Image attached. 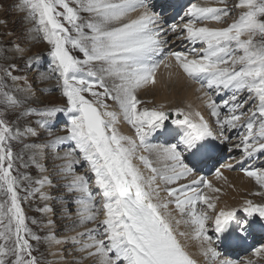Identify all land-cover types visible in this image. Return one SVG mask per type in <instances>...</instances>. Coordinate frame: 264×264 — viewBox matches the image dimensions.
Instances as JSON below:
<instances>
[{
    "label": "snow or ice",
    "instance_id": "obj_1",
    "mask_svg": "<svg viewBox=\"0 0 264 264\" xmlns=\"http://www.w3.org/2000/svg\"><path fill=\"white\" fill-rule=\"evenodd\" d=\"M235 7L241 9L237 19L224 27H208L198 26V21L219 22L231 10L193 3L185 13L188 19L182 28L173 25L171 29H165L150 0H22V8L27 10L28 17L38 22L35 31L42 33L43 39L51 45L53 61L50 72L58 74L62 80L60 87L68 105L67 108L45 107L39 115L54 118L57 112L67 111L70 118L68 135L57 136L39 147L56 146L64 140L75 141L76 149L90 166L98 188L94 194L89 186L91 177L75 173L73 166L80 163L79 159L67 162L63 171L72 173L68 191L81 193L74 201L80 205V223L96 221L101 211L104 215L100 221L102 231L97 228L78 234L88 235V241L82 242L77 237L57 239L50 234L47 237L50 242L81 244L77 251L97 257V264H197L180 239L187 237L188 233L176 230V225L182 221L176 218L170 205H175L181 217H187L183 223L192 226L205 254L210 253L214 260L220 257V253L212 247L209 221L213 224L212 231L217 234L231 230L243 237L254 223L250 217L258 215L264 218V204L256 205L251 200L246 201L243 208L247 213L245 217L237 216L235 208H221L214 216L200 210L197 206L202 203L215 211L218 197L208 195L198 185L204 184L213 193L221 190L204 177L187 183L178 182L194 176V169L185 160L187 156L196 158L207 149L209 138L216 135L213 128L199 112L194 114L199 119L194 120L192 113L175 108L176 115L183 118L172 123L186 126L187 130L175 144L151 145L148 137L164 127L169 112L163 105L158 108L141 107L144 102L137 95L138 90L156 84V73L161 64H165V60L156 58L157 54L163 52V46L168 43V31L176 32L179 28L181 33L187 34L189 41L202 43L205 47H193L191 56L188 51L170 52L166 59L174 58L187 77L201 81V89L206 87L217 92L229 88L234 90L231 101H223L225 107L231 103V114L226 116L221 115L222 105L212 100L207 92L204 94L221 130L225 126L237 127L246 115L242 110L237 114L242 105L236 102L235 93L247 90L250 99L254 94L259 103L243 122L247 134L243 137L242 146L246 156L264 154V0H238ZM81 13L91 16L85 19ZM132 13L137 14L133 16ZM14 48L21 54L25 51L19 45H14ZM72 49L78 50L84 58L73 55ZM236 51L242 54L235 55ZM2 56L3 49L0 48ZM29 59L32 60L31 57ZM35 62H39L38 55ZM94 64L99 67H93ZM85 66H88L86 71ZM14 67L15 64H9L0 71L5 76H12L10 69ZM27 67L31 68L33 64L28 63ZM165 67L172 68L173 65L167 63ZM12 78L20 79L18 76ZM107 78L113 79L111 86ZM86 94H91L94 99H89ZM3 95L12 107L22 103L6 91ZM108 98L118 103L123 119L135 130V137L119 131L120 116L109 110ZM257 119L260 120L258 133L254 132ZM38 123L47 129L48 135H52L49 119ZM25 134L38 135L32 127H26L23 132L19 128L14 129L0 113V192L7 197L0 200V227H3L0 239L4 241L0 244V264H41L40 258L33 254L32 241L39 242L43 238L28 227L22 206V199H27L28 195L21 197L18 177L13 175L16 154L11 142ZM141 150L155 153L163 161L161 167L154 166ZM74 152L75 149L65 155L74 156ZM137 159L150 174L145 175L134 162ZM245 172L264 186V169H245ZM216 176L220 177L222 173L217 170ZM161 181L167 187L162 189ZM36 183L39 187L34 192L40 193L44 200L52 199L41 191L45 184H51V180L44 177ZM162 191L167 199L161 197ZM39 210L45 213L53 211L47 204ZM54 223L48 220L49 225ZM93 232H98V235H93ZM255 254H264V247L257 248ZM219 264L239 262L225 258L219 259Z\"/></svg>",
    "mask_w": 264,
    "mask_h": 264
},
{
    "label": "rangeland",
    "instance_id": "obj_2",
    "mask_svg": "<svg viewBox=\"0 0 264 264\" xmlns=\"http://www.w3.org/2000/svg\"><path fill=\"white\" fill-rule=\"evenodd\" d=\"M201 6H211L213 4H218L215 7L224 8L228 7L231 11L229 15L225 17L222 21H210L206 24L208 27H224L227 26L228 23H231L233 20L237 19L241 9L235 7L238 0H202ZM210 4V5H209ZM75 6V5H73ZM153 6V10L155 9V5ZM213 7V6H212ZM173 8V9H172ZM170 11H174L175 8L172 6ZM168 11V12H170ZM81 15L87 19L90 15L89 13H81ZM159 15V14H158ZM171 15V12L168 13ZM162 26L166 29L167 22L164 19ZM202 25V21H198V26ZM67 26V25H66ZM38 27V22L34 19L28 17L27 10L22 8V0H0V48L3 49V56L0 57V68L7 67L9 64H15L16 67L11 68L10 71L12 76H18L20 79L14 80L12 76H5L3 71H0V113H3L4 118L8 120L10 125L15 129L19 128L21 132L24 131L26 127L35 128L38 135L31 136L25 134L19 140L12 141L13 151L16 154L15 166L13 170V175L18 177V191L20 192L21 197L23 198L25 195H28L27 199H22V206L25 209V214L27 216L28 227L32 229V231L41 236L43 239L39 242L32 241L33 244V254L36 255L41 260V264H63L64 262L70 261L68 264H97V257H89L86 252H79L77 249L81 247V244H62L61 247H64V256H57L53 253L55 243L50 242L47 237L50 234H54L57 239H62L64 237H79L82 242L88 241V235L78 236L81 229H84L90 225H100L101 215L103 212L101 211L97 217L96 221L93 222H85L80 223V217L78 214V210L80 205L75 203V199L78 198L81 193L78 191L69 192L67 188L68 181L72 178V173H67L63 171V168L67 164V160L69 156L65 154L68 152H72L75 149L74 156L78 159L80 156V165H75L74 171L78 175H87L91 177L89 181V186L93 190L95 194L98 191V188L94 184V174L90 172V170L85 173V170L88 169L87 162L82 159V153L76 149V145L74 146L72 140H64L60 142L56 146L49 145L45 148H40L39 146L47 144L49 141L54 140L57 136H66L68 135V129L70 127V118L67 111L57 112L54 118H42L39 113L45 107H61L67 108V99L63 95L62 80L58 78V74L50 72V67L52 66L53 58L50 55L51 45H49L44 39L43 35L40 32L35 31ZM171 29V28H169ZM88 30H86L87 32ZM170 31V30H169ZM179 29L176 32H172L174 35L177 34ZM170 34L168 33V36ZM258 39V38H257ZM14 45H19L21 48L25 49V51L21 54L18 53ZM167 44H165L166 46ZM50 46V47H49ZM73 55L77 56L80 59H83V54L78 50H71ZM173 52V50L163 52L157 54V59L165 60V64L171 63L173 65L172 68L165 67V64H161L157 73L160 74L161 87L162 92L169 94L172 92L180 93L187 92V90L191 91L190 96H197L202 102L204 107L206 108L208 115V122L210 126L213 128L215 132V141L214 144L216 147L224 146V151L226 153V158L232 159L233 156L227 153V148L230 145L226 136L217 139V135L221 136V131H217L215 120L216 118L212 116L211 109L208 107V97H206L205 90L200 88V83L193 81L176 65V61L174 58L166 59L168 57V53ZM240 51H236L235 55H241ZM39 56V62H35V57ZM32 58L30 60L29 58ZM28 63H32L33 67H27ZM88 66H85V71ZM93 67H99L98 64H94ZM178 74H183L185 82L180 84L177 88L176 80ZM49 77V78H45ZM114 82V81H113ZM113 82L107 80V83L111 86ZM157 86L151 87L150 85L144 87L143 89L138 90L137 95L141 100H143V104L141 107L148 108H158L161 105H164L166 102L173 101L174 105L171 108H178V98L177 96H172L170 100H162L160 103H156V99L153 98V95L157 93ZM150 88V90H149ZM153 88V89H152ZM155 88V89H154ZM30 89V91H29ZM98 91H103V89H97ZM228 91V89H226ZM229 90L233 89L229 88ZM6 91L9 95L15 96L22 103L19 106L12 107L7 102V97L3 95V92ZM153 92V95H151ZM244 94L240 97V101L247 95L244 91H238L237 93ZM89 99H94L91 94H86ZM253 95V94H251ZM230 95L228 99L230 100ZM186 97L183 98V101ZM248 97V100H252ZM109 105V109L113 107V105L118 104L113 101L111 98L106 100ZM186 102V101H185ZM254 100V106H257L258 103ZM187 104H190V101L187 99ZM167 110H171L170 107ZM31 109V111H26ZM173 109V110H174ZM166 111V110H165ZM123 118V117H122ZM42 119H49V125L52 129V135H48V131L46 128H42L39 126V121ZM59 120H63L58 124ZM66 120V121H64ZM124 120V119H123ZM127 125L126 120H124ZM58 124V125H56ZM57 126V127H56ZM128 126V125H127ZM129 127V126H128ZM131 133L135 136V133L131 131ZM159 132H155L153 134L154 137L158 135ZM212 138H209V142H211ZM150 144V143H149ZM154 144V143H153ZM151 144V145H153ZM155 145V144H154ZM146 156L152 160L154 166L156 162L159 160L152 156L151 152H145ZM259 153H255L251 156L250 161H253V164L257 162V157ZM229 165L232 167H221L219 171L222 173V176L217 177L216 181H212V185L215 188H220V193H225L222 190L221 185H223V180L226 175L232 176L237 174H242L241 176H247L245 171H241V167L244 164H240V166H236L235 164ZM141 165L144 167L143 163ZM43 168V170H41ZM145 168V167H144ZM216 164L207 165L205 169H202L203 172L209 173L212 172L216 175ZM260 168V167H259ZM264 169V165L262 168ZM249 170V168H248ZM27 177L28 179H25ZM44 177H48L51 180V184H45L41 191L48 196L52 197V199L44 200L41 198L40 193H35L34 189L39 187L36 183L37 180H40ZM67 177V179H64ZM251 180L255 178L250 177ZM225 182V180H224ZM178 183H185L184 180L179 181ZM219 187H218V186ZM200 187V186H199ZM264 188V186H263ZM257 193L248 195L249 200L253 202V204L258 205L259 203H264V190L261 191V188L256 187ZM208 195L213 196V192L210 189H206ZM225 195V194H224ZM99 196H96L97 200ZM7 197L0 192V200H5ZM50 206L53 211L51 212H41L39 209L43 208L45 205ZM200 205V210L207 209L202 203ZM246 206V205H245ZM243 207L237 208V216L239 213H242ZM210 216H214L217 214V211L207 210ZM51 219L55 221L53 225L48 224V220ZM35 221V222H33ZM211 224L209 229V235L211 228H213V224ZM102 227V225H101ZM0 231H3V227H0ZM93 235H98L97 233H92ZM250 236V235H249ZM254 236V235H253ZM253 240V238L251 237ZM264 240V238H262ZM223 240L219 241L220 245L225 244ZM4 243L2 239H0V244ZM255 246L262 247L264 242H253ZM212 246H215L217 242L215 239H212ZM217 250V248H215ZM220 253V251H218ZM241 256L247 255L245 251L240 250ZM255 253V252H253ZM63 257V259H62ZM255 257V254L253 258ZM93 258V263H90V259ZM230 259V256L221 255L215 260V263H219V259ZM250 258V259H253ZM231 260V259H230ZM249 261H245L244 263H248ZM264 264V254L254 258L252 260V264ZM243 264V263H242Z\"/></svg>",
    "mask_w": 264,
    "mask_h": 264
},
{
    "label": "bare ground",
    "instance_id": "obj_3",
    "mask_svg": "<svg viewBox=\"0 0 264 264\" xmlns=\"http://www.w3.org/2000/svg\"><path fill=\"white\" fill-rule=\"evenodd\" d=\"M170 12H171V15H174V11H170ZM170 12H168V13H170ZM136 14L137 13H132L133 16H135ZM89 15L91 16V14H89ZM163 21H164V19H162L161 22H163ZM86 30L87 29H85V31ZM107 80L113 82L112 78H107ZM156 80H157V82H156L155 85H150L151 87L157 86L156 89H157L158 92L155 93V95H153V92L151 94V95H153V98L156 99V101H157L156 103H160L162 100H170V99H172V96L176 97L177 94H179L180 96L178 98V101H179V104H178L179 107L178 108H183L185 112L192 113L194 120H198L199 119L198 117H196L194 115L195 113L199 112L204 117V119L208 122V115H207L208 113L206 111V108L203 105V102L197 96H190L191 95V91L187 90V92L186 91L183 92L182 95L180 93H175V92L166 94V93L162 92L163 89L161 87H159V85L161 84V80H160V74H158V73H156ZM193 81H196L197 83H201V81H199V80H193ZM184 82H185V79H184L183 74H178V77H177V80H176V84H175L177 86V88L179 87L180 84H182ZM142 89L144 90V88H142ZM149 90H150V88H149ZM235 95L238 96V97H242L244 94L239 92V93H237ZM184 97H186V99L183 102L181 100H183ZM187 99H188V101H190V104L186 103ZM230 100H231V97H230ZM239 101H240V98H239ZM173 105H174L173 101L166 102V103H164L163 108H164V110H167L169 108H166V107H170L171 108ZM171 109H174V108H171ZM109 110L116 111L118 113V115L120 116L119 123L117 124L118 125L117 127H118L119 131L122 134H124V135H129V136L135 137L131 133L130 128L125 124V122H124V120L122 118L123 117L122 112H121L118 104L113 105V107H111ZM209 125H210V123H209ZM214 126L216 127L217 131H219V132L221 131V129L219 128V125L216 124ZM236 128H238V126L235 127V129ZM185 129H186V127H185ZM155 145H157V144H155ZM157 146H159V145H157ZM141 152H143V150H141ZM151 153H152V156H154L155 158H158L155 153H153V152H151ZM144 155H146V154H144ZM73 158L77 159L75 156H69V158H68V160L66 162H68L69 160H71ZM134 162L138 166H140L141 170L144 171L145 175L150 174L148 169L145 166H144L145 167L144 168L141 165V163H142L141 161H139L137 159ZM250 162H252V161H250ZM162 163H163V161L158 160L156 162L155 166L156 167H161ZM80 164L81 163H79L77 165H80ZM87 167H88V169L85 170L86 174L90 170V166L88 165V163H87ZM241 175L242 174H237V175H232V176L226 175L225 178H224L225 182L223 180V185H221L222 190L225 193H222L221 195H218V193H214L213 194L214 197H218V199L215 201L216 202V211H217V213H218V211L221 208H224V209L228 210V209H233V208L237 209L238 207H244L246 205V201H249V196L248 195H252V194L257 193V189H255V185H256L257 181L255 179L251 180V178L249 176L245 177V176H241ZM160 184H161V188L162 189L167 187L166 185L163 184L162 181L160 182ZM258 184H260V183H258ZM171 186H176V185H171ZM256 187H258V186L256 185ZM161 197L164 198V199H167L166 193L162 191L161 192ZM259 204H261V203H259ZM197 207L199 209L201 208L200 205H198ZM170 209L173 211V214L176 216V218L182 221L179 225H176V230L178 232H186V233H188L187 237H180V239L185 244L187 250L189 251V253L193 257V259L196 260L198 264H216L215 260L212 258L210 253L205 254L204 247L202 246L201 241L197 240L195 238V236H194L192 226L183 223V220L187 219V217L186 216L181 217L180 214L175 210V205H170ZM101 219L102 220L104 219V215L103 214L101 215ZM97 228H98L99 231H102L101 224L100 225L98 224V225H90V226H88V227H86L84 229H81L79 233H86L87 230H89V229H97ZM95 233H97V232H95ZM249 237L253 238V242H259V243H261V242L263 243L264 242L263 239H261L260 241L256 240V238H257L256 236H251L250 235ZM77 239L80 240L79 237H77ZM65 243L71 244L72 242L71 241H67ZM65 243L55 244L56 247L54 248L53 253H55L57 256H60L59 254H61V256H64V254H63L64 253V250H63L64 247L62 248L61 245L65 244ZM221 243H223V241ZM212 247L215 248L216 246H212ZM262 247H264V244L262 245ZM241 250H243V249H241ZM240 253H242V252H240ZM257 257L258 256L255 254L254 258H257ZM254 258L253 259L249 258L247 260L248 261H252V260H254ZM69 262L70 261H67V262H64L63 264H68ZM93 262H95V261H93V258H91L90 259V263H93ZM217 264H219V263H217ZM244 264H248V263H244Z\"/></svg>",
    "mask_w": 264,
    "mask_h": 264
}]
</instances>
